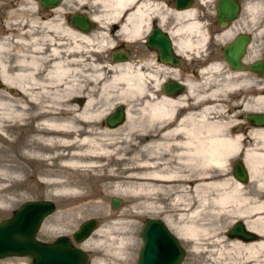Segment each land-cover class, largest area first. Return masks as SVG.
<instances>
[{
	"label": "bare ground",
	"instance_id": "1",
	"mask_svg": "<svg viewBox=\"0 0 264 264\" xmlns=\"http://www.w3.org/2000/svg\"><path fill=\"white\" fill-rule=\"evenodd\" d=\"M198 1L205 2V0ZM76 2L78 5L75 4ZM84 4H88L87 9L98 6L97 11L93 12L90 18L98 23L97 33L103 32L100 28L116 24L117 31L124 34L125 42H130L132 38H140L148 29L149 19L152 16L164 20L169 14L176 20H184L175 30L183 33L185 37L176 40V46L181 54H184L182 48L195 46L192 45L195 42L202 44L206 41L201 24L195 18V9L172 12L164 7V0H156V2L155 0H65L46 13L37 9L32 1L25 2L18 9L31 10V19L9 20L7 18L10 15H5L1 30L6 37L11 36L12 43L6 37L0 40V88L6 92L3 94L4 97L15 93L14 101L0 100V116L8 120H22L27 115L34 121L37 129L33 135H29L31 147L29 149L25 147L24 155L37 162H44L42 180L44 179L48 185L54 183L53 177L57 175L50 163L52 158L68 159L63 164L64 169L73 167L83 171V180L79 179L75 183L68 180L64 184L72 183L80 186L87 180H106V190L102 188L98 194L99 201L96 202L98 210H102L109 195L108 189L117 194H128L132 198V205L125 213L120 214L119 218L130 215L133 209L141 208L150 212L156 208H165L164 203L167 201L176 212L173 215L167 214V218L170 217L168 221L173 224L172 218L176 216V219L182 222L180 229L176 230V236L189 239L193 250L206 252L212 256L217 250L206 247L200 249L198 243L200 237L205 235L206 239H209L210 236H207L209 231L206 228L197 224L199 206L195 207L188 197V192L183 189L182 186L187 183L194 192H202L205 197L203 206L206 200H209L214 207L233 208L236 217L242 219L247 230L261 235L260 240L257 235L258 238L252 241L235 238L236 240L228 244L227 251H219L213 262L219 264L220 259H224V254L228 257V253L235 252L239 255L243 251L246 257L238 264H264L262 260L264 201L253 199L248 203L243 187L236 179L234 180L229 170V162L235 159L241 150L240 135L242 134L232 135L227 132L232 125V117L225 119L229 115L224 113L225 100L222 102L219 95L222 94V89L236 88L234 82L227 80L223 87L210 86L206 77L204 90L197 91V83L185 79L187 91L185 94L173 97L160 93L159 86L162 80L157 71L148 68L134 69L130 62L125 60L109 64L110 73L105 77V72L99 68L100 66L93 64L95 68L88 75L90 80H94L98 85V97L103 98L107 103L92 113L90 110L98 101L94 97L86 99L87 95H84L83 111L72 120H59L61 114L69 112L72 95L83 94L82 81L72 77L73 71H79L72 65L78 66L81 61L79 58H72V55L74 52L91 48V44L95 42L94 37L89 35L91 31L84 32L73 26L72 17H69L71 12L87 13L83 11ZM250 8L257 14L262 6L260 3H255ZM237 19L232 21L233 24L229 29L223 31L220 38L232 37L236 30H247L245 26L235 23ZM18 22L20 25L17 27L14 24ZM41 30L44 32H40ZM197 34L199 37L192 40V36L194 38ZM40 40L45 44L42 41L43 44L40 45ZM27 45L32 49L27 50ZM250 53L246 58L253 57ZM219 66L218 62H211L200 71V75L203 77L208 72H215ZM167 72L168 75L174 73L172 70ZM149 81L156 86L154 91L149 89ZM116 96L121 102L133 97L140 100V103H137L139 109L148 116V127L142 129L145 130L144 132L139 135L123 136L88 133L71 135L74 130L78 132L76 128L73 130L72 121H78L80 118L84 122H95L94 120L99 119L103 121L113 104L110 101ZM255 99L262 100L264 97L258 95ZM127 108L128 122H130V110L129 107ZM255 110L257 112L250 113L264 114L262 110ZM251 126L253 131L249 132V137L256 147L248 149L245 158L249 163L253 181L256 182L254 190L257 189L258 192L261 186L258 170L264 171V153H262L264 125ZM149 128L155 134L150 135ZM137 148L138 150H135ZM51 150H57L58 153L51 157ZM130 152L135 154L128 156ZM174 157L184 160L190 166L187 175H181L179 171L168 168L167 160ZM104 160L105 163L102 162ZM110 161L121 163L123 167L109 168ZM58 170L60 171L59 168ZM15 171L17 175L8 178L21 180L25 168L18 166ZM8 188L9 186H0V191L4 192ZM88 194L94 195V192L90 191ZM5 199L8 198L1 195L0 203L5 202ZM110 216L111 213L105 215V218ZM124 225L123 221L108 222L104 229L95 232L92 245L98 246L102 252L98 258L100 264H123L127 261L128 256H125V253L129 243L126 241L127 238L118 232L119 230H115ZM213 243L217 244L219 241L215 240ZM83 245L86 248L91 246L88 242ZM259 257L263 258L257 260ZM233 260L235 258H230L229 263Z\"/></svg>",
	"mask_w": 264,
	"mask_h": 264
},
{
	"label": "rangeland",
	"instance_id": "2",
	"mask_svg": "<svg viewBox=\"0 0 264 264\" xmlns=\"http://www.w3.org/2000/svg\"><path fill=\"white\" fill-rule=\"evenodd\" d=\"M3 1L4 0L0 1L1 26V21L4 20L3 18H5L2 16V14H5L6 16L10 15L7 18L9 20L31 19V10L20 11L18 8L15 9L13 7H4ZM241 1L242 9L240 16L235 21V23L247 28V30L239 31H247L253 36V43H255V45L252 47L250 54L257 56L261 51L264 50V0ZM197 2L199 5L198 20L201 24V30L205 35H207L206 32L208 25L214 23L215 21L213 0H205V2L202 3L197 0ZM255 3H260L262 6V9H260L257 14H255V12L250 8V6ZM75 4L78 5L77 2ZM72 13L73 12L70 14ZM20 15H22V17H20ZM14 25L18 27L20 22ZM98 28H93L90 30L91 33L89 35L93 36L95 41L91 44V48H85L82 52H74L72 55V58H79L81 61L78 66L72 65L73 68L77 67L79 69V71H73L72 77H74V79L77 81H82L83 94L82 96H78V94L72 95V99L69 102V112H65L60 115L61 118H59V120L61 121L69 119L72 120L74 116L83 111V105L85 102L84 95H87L86 99L94 97L98 101L93 109L90 110L92 113L98 107H101L107 103L106 100L98 97V85L95 84L94 80H90L88 74H90L95 68L92 66L94 64L99 65V68L105 72V77H108L110 73L108 71V66L109 64H112L110 60L111 50L116 46V44H122L124 47L130 48L129 42H125L123 40L124 34L117 31V29L112 30V24L107 25L106 28H100V30H103V32L100 33H97ZM40 32H42V30ZM190 36L191 34L188 35V37ZM194 36L196 40L199 37V34ZM233 37L234 36H229V38L224 37V39L221 38L222 40L219 39L217 41L219 43L218 45H222L223 42L228 41ZM2 39L4 38L0 37V40ZM6 39L12 43V40H10V35L6 37ZM42 41L43 40H40V45L43 44L44 41ZM204 43L200 44L195 42V44H192L195 46L184 47L181 49L182 53H184L182 54V67L185 71V78L197 83V91L204 90L203 86L206 77L209 80L210 86L213 85L216 87H223L227 80L234 82L236 88L222 89V94L219 95V99L222 100V102L225 100L224 113L229 115L225 119L232 117V125L227 132L232 135H246V133L249 135V132H252L253 128L251 125H248L245 130L246 133L244 132V125L246 121L242 115L244 113L257 112L255 109L264 111V99H255V97L259 94H262L264 97V89L261 93L254 89L257 79H255V77L250 74L236 76L233 73H229L227 70V64L219 53L214 55V57H212L213 59L204 63L205 60L202 59L201 56L203 57V54L207 52V50L204 48V46L207 44V40L206 43ZM12 50L13 49H11V51ZM208 62H218L220 64L218 69L220 70L216 68L215 72H208L207 75L202 77L200 75V71L209 64ZM202 63L204 64L199 66V64ZM148 87L151 91L156 89V86L153 85L152 81L148 82ZM186 91L187 87L185 88L183 94H185ZM3 94H6V92L0 88V100H15V93H10L7 97H4ZM139 101V99L137 100V98L133 97L132 99H127L126 102H121L118 100L117 96L113 97L112 101H110V103L113 104L110 107L108 114L112 113L117 106L123 105L125 107V120L122 124L113 127V129H109L105 124V118L108 114L104 116L103 121L99 119L94 120L95 122H84V120L80 118L78 121H72L73 123L71 124L74 126L73 130L76 128L78 129V132L74 130L71 132V135H85L86 133L89 135H139V133L145 131L142 129H146L148 127V116L141 109H139L140 106L137 104L140 103ZM61 107H63V105H61ZM127 107H129L131 115L130 122H128ZM56 116H58V114H56ZM36 130L37 129L34 126V121H32L31 118L29 119L27 115L22 120H8L0 116V186H9V188L4 192L0 191V197L2 195L8 198L5 199V202L0 203V220L9 217L12 211L26 200H50L55 204V210L43 221L36 235L39 240L46 242L54 240L59 235L71 237L72 233L83 221L88 219L97 220V227L91 236L82 243L77 244L79 247L89 253V260L87 264H100L98 258L102 252L98 246H95L94 244L92 245V243L95 240V232L98 229H104L108 222H125L124 226H120L119 228L117 227L115 229L119 230L118 232H120L123 237L127 238L126 241L129 243L127 244L128 249L125 253V256H128V259L123 264H136L138 251L141 246L139 231L141 230L146 218L153 217L162 219L174 234L176 233L177 229H180L182 222H180L179 219L177 220L176 216H174L175 218H172L174 221L173 224L168 221L170 217L167 218V214L173 215L176 212L175 208L168 205L167 201L164 203L165 208H156L150 212H147L149 210L141 208L133 209V212L130 215L119 218V215L125 213L126 210H128L132 205V198L126 193L117 194L111 192L110 189H108L107 192L109 195L103 204V207L101 208L102 210H98L99 208L96 206V202L99 201L98 194L102 188L105 189V183L107 181L100 179L87 180L84 185L82 183L80 186L72 183L64 184V182L66 183L68 180L74 183L79 179L83 180V171L74 169L73 167H66L67 169H64L63 164L68 160L66 158H52L50 160V163L57 175L53 177L54 183L52 185H48L44 179L42 180V172L45 167L44 162H37L35 159H30L29 156L24 155L23 153L26 148L29 149L31 147V140L28 137L29 135H33V132ZM148 132L150 135L155 134V132L150 128ZM138 148L135 150H138ZM57 153V150H51V157L55 156ZM134 154L135 152H130L128 156ZM102 162L105 163L106 160ZM122 165L123 164L121 163L116 164L114 161H110L109 168L120 169ZM166 165L172 170L179 171L181 175H187L189 173L190 166L180 158H171L167 160ZM18 166L25 168V172L22 174L21 180L17 181L9 179V176L12 177L17 175L15 169ZM182 187L184 190H186L185 192H188V197L191 199V201H193L195 207L199 206L197 224L209 231V235H207L210 236L209 239H206V236L202 235L198 240L200 249L203 250L204 247H206L208 249L217 251L214 255L209 256V254L206 252L193 250L192 243L189 239L178 238L185 251L181 264H216L213 262V258L218 256L220 250L227 251V248L229 247L228 244L236 240L235 238L229 237L227 231L235 222L241 221L242 219L236 217V213L233 208L214 207L213 203H210L209 200H206V204L203 206L202 203L205 201V197L202 195V192H194L191 188V185L187 183ZM90 191L92 193L94 192V195H89L88 193ZM207 193L208 192L206 191V194ZM211 194L213 195V191ZM114 197L120 199L121 201L117 208L111 207V200ZM109 213H111L112 216L105 218V215ZM215 240L219 241V243L214 244L213 241ZM85 242L91 244L90 248H86L83 245ZM209 243H213V245H209ZM228 255V257H225L224 254V259H220L219 264H238V262L243 261L246 257L243 251L239 253V255L235 254V252L228 253ZM230 258H235V260L229 263ZM262 258L259 257L257 260H261ZM262 260H264V258ZM0 264H29V259L26 257H9L0 260Z\"/></svg>",
	"mask_w": 264,
	"mask_h": 264
},
{
	"label": "water",
	"instance_id": "3",
	"mask_svg": "<svg viewBox=\"0 0 264 264\" xmlns=\"http://www.w3.org/2000/svg\"><path fill=\"white\" fill-rule=\"evenodd\" d=\"M51 6L57 4L58 0H50ZM179 6H190V0H177ZM182 2L186 5H182ZM43 1V5H48ZM188 4V5H187ZM239 2L237 0H218L217 18L221 26H226L239 16ZM223 18L227 20L223 22ZM71 23L78 29L87 32L95 27L86 14L76 12L71 18ZM248 34H238L233 42L224 49V58L231 67L243 70L240 59L245 53V47L249 43ZM160 50L161 59L173 65L178 63L173 59L171 42L162 37L161 42L151 43ZM173 59V60H172ZM113 62L128 60V51H113L111 53ZM255 72H264V59L256 61L248 66ZM166 86H164L165 88ZM174 87L181 89L182 86L174 83ZM246 118L254 126L264 125V114L247 113ZM125 120V107L119 105L106 117L109 127H116ZM235 174L241 182L246 180V171L241 162L235 164ZM120 199L112 198L111 207L117 208ZM55 210V204L50 200H26L16 208L11 217L0 221V259L6 257L29 256L31 264H87L88 252L76 244H80L89 238L97 227V220L88 219L83 221L72 233L71 237L60 235L52 242H44L36 238L43 221ZM142 245L138 253L137 264H181L184 258V248L179 239L159 219H148L139 232ZM231 238L244 241H252L258 238L257 234L247 230L241 221L235 222L227 231Z\"/></svg>",
	"mask_w": 264,
	"mask_h": 264
},
{
	"label": "flooded vegetation",
	"instance_id": "4",
	"mask_svg": "<svg viewBox=\"0 0 264 264\" xmlns=\"http://www.w3.org/2000/svg\"><path fill=\"white\" fill-rule=\"evenodd\" d=\"M27 1H32L34 3V6L37 9H40L42 11V13L43 12L46 13V12H50L52 8H55L58 5L62 4L65 0H58L56 6H51L50 0H4L3 6L4 7H13L15 9H17V8L21 7L24 4V2H27ZM43 1H46L49 4L43 5ZM238 1H239V5H240V7H239L240 8L239 13H240L241 9H242V1L241 0H238ZM155 2H156V0H155ZM187 3H190V6H188V7L179 6L177 0H164V7L168 8L172 12H180V11H184V10L193 8V9H195V13H196L195 18L199 22V20H198V18H199V5L197 4L198 3L197 0H190ZM217 3H218V0H213L214 11H215V21H214V23H211L207 27V32H206L207 44L204 46V48L207 50V52H205L203 54V57L201 56V58L205 60L204 63L213 59L212 57H214V55H216L217 53H219L225 61V58H224L225 47L227 45L231 44L233 42L234 38L239 33L244 32V31L236 30L234 35H233L234 37L232 39L223 42L222 45H218L219 43L217 41L219 39H221L220 35L223 33V31L229 29L233 23H232V21H229L226 26L220 25V21L217 18ZM183 4L184 3L182 2V5ZM84 5L85 6H83V11L87 12L88 14L87 13H83V14H86L87 18H88V15L90 16L88 19L91 22H94L95 28H96L98 26V23L96 21L90 19V18H92L93 12L97 11L98 6H94V8L89 7V9H87L86 7L88 4H84ZM184 5H186V4H184ZM71 15H69L70 18H71ZM2 16L5 17V14H2ZM226 20H227L226 18H223V22H225ZM2 22L3 21H1V23ZM183 22H184L183 19L182 20H176V19H174L173 15H170V14L167 15L166 18H164V20H161L157 16H152L149 19V27H148V29L145 30L143 35L140 38H132L131 39V41L129 42L130 48L124 47V45H122V44L121 45L116 44V46L111 50V52L112 51H125V50H127L128 51V61L130 62V64L132 65V67L134 69L139 70L141 68L142 69L148 68L151 71H157L158 76L162 80L160 83V86H159L160 93H162L163 95H168V96H173V97L182 95L184 93L185 88H186V85L184 83L186 78L184 75L185 71L183 70V67H182L183 55L181 54V52L178 50V47L176 46V40L181 39L182 37H184V35L181 32H175V30ZM117 27H118V25H112V30H116ZM245 34H248L250 37V41L245 47L244 56H242L240 59V63H241V65H243L245 67V69L236 70L233 67H231V65L228 62L225 61L227 64V70L229 71V73H233L235 75L237 74V75H243L244 76V75L250 74L253 77H255V79H257V82L255 83L254 89L258 90L261 93L264 89V72L251 71L248 69V66L250 64L255 63L256 61H262L264 59V50L261 51L259 53V55H257V56H254L252 54V56H253L252 58H249V59L246 58V57H248V54L251 52L252 47L255 45V43H253V36L251 34H249L248 32H245ZM0 37H3V38L6 37V35L2 32L1 28H0ZM162 37H166L170 40L171 50H172V54L174 56L173 59L178 60V63L176 65H173L170 62H164L161 59L160 50L157 48V46L151 45V43L153 44L156 41L161 42ZM192 40H195V38L193 39V36H192ZM205 43H206V41H205ZM139 47H142V48H139ZM26 49L31 50L32 47H29L27 45ZM111 52H110V60H111ZM111 62H113V61L111 60ZM117 62H123V61H117ZM204 63L199 64V66L203 65ZM208 63H211V62H208ZM158 70H160V72H158ZM167 70H172L174 73L168 75ZM258 82H260V83H258ZM174 83H178L179 85L182 86V88L181 89L175 88ZM164 86H166V87L164 88ZM259 96H263V95L259 94ZM246 114L247 113H244L242 115L244 120L246 121L245 129H244L245 133H246L245 130H246L247 126L253 125L252 122H250L246 118ZM240 136H241V144H242L241 150L238 152V155L236 156V158L234 157L235 159H233L232 161L229 162V170H230L231 175L234 178V180L236 179L241 184V187H243V191L245 192V199L248 203H250L253 199L259 200V201H264V171L261 170L259 172V170H258V178H259V183L261 186L259 188V191L257 192L256 191L257 189L254 190L256 182L253 181V178L251 175L252 173H251L250 167L248 166L249 163L245 158L246 151L248 149H253L256 146L250 140L251 137H249V135H240ZM262 153H264V151ZM236 162H241V164L245 168L246 180L244 182H241L235 174ZM261 166H262V164H260V167ZM260 167H259V169H260ZM263 169H264V164H263ZM12 213H13V211H12ZM3 219H5V218H3ZM148 219H157V218L148 217L145 219L144 223ZM144 223H143V225H144ZM257 235L259 236L258 240H260L261 235H259V234H257ZM17 258H21V257H17ZM26 258L29 259V264H31V262H32L31 258L30 257H26Z\"/></svg>",
	"mask_w": 264,
	"mask_h": 264
}]
</instances>
